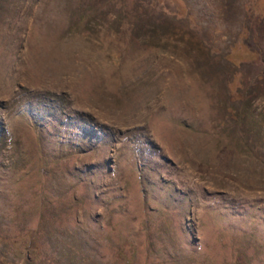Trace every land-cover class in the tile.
<instances>
[{
  "label": "rangeland",
  "instance_id": "374dc122",
  "mask_svg": "<svg viewBox=\"0 0 264 264\" xmlns=\"http://www.w3.org/2000/svg\"><path fill=\"white\" fill-rule=\"evenodd\" d=\"M0 264H264V0H0Z\"/></svg>",
  "mask_w": 264,
  "mask_h": 264
},
{
  "label": "trees",
  "instance_id": "16d2710c",
  "mask_svg": "<svg viewBox=\"0 0 264 264\" xmlns=\"http://www.w3.org/2000/svg\"><path fill=\"white\" fill-rule=\"evenodd\" d=\"M253 52H254V50H252V53H253ZM230 55H231V52L227 53V54H226V57H227L229 60L232 61V59L230 58Z\"/></svg>",
  "mask_w": 264,
  "mask_h": 264
}]
</instances>
